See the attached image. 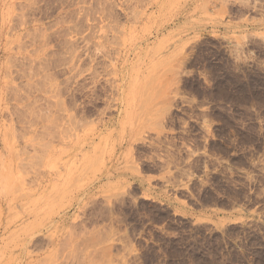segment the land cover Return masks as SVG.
<instances>
[{"label":"rangeland","instance_id":"rangeland-1","mask_svg":"<svg viewBox=\"0 0 264 264\" xmlns=\"http://www.w3.org/2000/svg\"><path fill=\"white\" fill-rule=\"evenodd\" d=\"M0 264H264V0H0Z\"/></svg>","mask_w":264,"mask_h":264}]
</instances>
